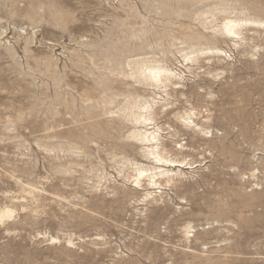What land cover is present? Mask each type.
Returning a JSON list of instances; mask_svg holds the SVG:
<instances>
[{
    "label": "rangeland",
    "instance_id": "rangeland-1",
    "mask_svg": "<svg viewBox=\"0 0 264 264\" xmlns=\"http://www.w3.org/2000/svg\"><path fill=\"white\" fill-rule=\"evenodd\" d=\"M256 21L264 0H0V264H264ZM145 65L172 86L143 81ZM148 104L180 167L134 137ZM154 170L170 180L152 187Z\"/></svg>",
    "mask_w": 264,
    "mask_h": 264
},
{
    "label": "bare ground",
    "instance_id": "bare-ground-1",
    "mask_svg": "<svg viewBox=\"0 0 264 264\" xmlns=\"http://www.w3.org/2000/svg\"><path fill=\"white\" fill-rule=\"evenodd\" d=\"M202 14V13H201ZM199 17V19H200V16H198ZM251 22V21H250ZM237 23V22H236ZM236 23H235V20L233 21V20H227L225 23H223V25L221 26V31H223L222 32V35H224L225 37H231V38H233V39H235V38H237L240 34V32L238 33V29H236L237 27L235 26L236 25ZM239 23V22H238ZM255 23V22H254ZM260 25V26H262V27H264V22H257L256 21V25ZM203 26H205V25H203ZM202 26V27H203ZM238 26V25H237ZM206 27V26H205ZM205 27H204V29H205ZM207 28V27H206ZM217 32V31H216ZM218 33H220V31H218ZM220 35V34H219ZM216 39V38H215ZM161 42V41H160ZM165 42V41H164ZM167 42L169 43V41L167 40ZM158 43V42H157ZM184 43V42H183ZM167 45V44H166ZM169 45V44H168ZM188 45V44H187ZM194 45V44H193ZM197 46V45H196ZM198 46H200V45H198ZM197 46V47H198ZM158 47V46H157ZM164 47H165V44H164ZM193 47V46H192ZM180 48V47H179ZM191 48V47H190ZM209 48V47H208ZM198 49V48H197ZM201 49V48H200ZM216 48H214L213 50H208L207 51V49L205 50V51H207V53L206 54H212V53H222V55H223V52H221V51H218V50H215ZM191 50H192V48H191ZM198 51H199V49H198ZM201 51V50H200ZM177 52V51H176ZM179 52V51H178ZM193 52V51H192ZM195 52V51H194ZM196 52H197V50H196ZM204 52V51H203ZM188 53V52H187ZM190 53V52H189ZM193 54V53H192ZM203 53H201V55H202ZM225 54V53H224ZM174 55V54H173ZM185 55V54H184ZM190 55V54H189ZM197 55V54H196ZM200 55V54H199ZM200 55V56H201ZM205 56V55H204ZM185 57L187 58V55H185ZM184 57V58H185ZM183 58V59H184ZM185 58V59H186ZM156 60V59H155ZM160 60V59H159ZM188 60V59H187ZM193 60V59H192ZM134 61V60H133ZM144 61V60H143ZM135 62H137V61H135ZM141 62V61H140ZM161 62V61H160ZM126 63V62H125ZM145 63V62H144ZM149 64V63H148ZM153 63H151V65H152ZM137 65V64H136ZM135 65V66H136ZM140 65H142V64H140ZM165 65V64H164ZM129 68H130V66H128ZM156 67H158L157 65H156ZM162 67V66H161ZM134 68V67H133ZM132 68V69H133ZM135 69H137V72H138V74H139V76L143 79V81H145V82H148V83H151V84H154L153 86H155V87H157L158 88V86L157 85H165L166 86V84L168 85V84H170L171 82L170 81H173L174 79H175V76H174V73L172 74L171 73V71H169V70H166V69H161L160 67L159 68H153V67H149V66H138V67H136ZM171 69V68H170ZM131 70H129V72H130ZM124 74V73H123ZM125 75V74H124ZM127 75H129L128 73H127ZM134 75V74H133ZM176 75V74H175ZM134 76H137V75H134ZM126 77V76H125ZM130 77H131V75H130ZM138 77V76H137ZM179 77H180V75H179ZM128 78H129V76H128ZM133 78V77H132ZM135 78V77H134ZM136 79V78H135ZM141 79V80H142ZM173 79V80H172ZM179 79V78H178ZM139 81V80H138ZM137 83V82H136ZM173 83H174V81H173ZM180 83V82H179ZM139 84V83H138ZM147 85V84H146ZM171 85V84H170ZM174 85V84H173ZM178 85V84H177ZM152 86V87H153ZM164 86V87H165ZM172 86V85H171ZM176 86V85H175ZM163 87V88H164ZM162 88V87H161ZM163 88H162V90H163ZM165 88H167V87H165ZM172 88V87H171ZM112 89V88H111ZM156 89V88H155ZM173 89V88H172ZM116 90V89H115ZM159 90H160V88H159ZM180 90V89H179ZM170 91V90H169ZM174 91H175V89H174ZM178 91V90H177ZM161 92H163V91H161ZM165 93V92H164ZM182 95V94H181ZM183 96V95H182ZM181 97V96H180ZM110 99V98H109ZM147 101V100H146ZM109 103V102H108ZM144 103V102H143ZM146 103V102H145ZM110 104V103H109ZM136 104V103H135ZM140 104V103H139ZM142 105V104H141ZM146 105V104H145ZM133 106V105H132ZM152 106V105H151ZM163 106V105H162ZM131 107V106H130ZM129 107V108H130ZM135 107V106H134ZM133 107V108H134ZM140 107H142V106H140ZM153 107V106H152ZM160 107V106H159ZM166 107V106H165ZM125 108V107H124ZM120 109V108H119ZM126 109V108H125ZM124 109V110H125ZM135 109V108H134ZM138 109V108H137ZM160 109V108H159ZM161 109H162V107H161ZM124 110H122V111H124ZM138 110H140V108L138 109ZM157 110V109H156ZM155 110V111H156ZM163 110V109H162ZM167 110V109H166ZM176 110V109H175ZM175 110L174 109H170V110H167L166 111V114L167 115H169L170 116V114L172 113L173 115H174V117H177L179 120H181V125L179 124V126L177 127L178 128V130H180V131H182L183 129H189L190 127H191V125L193 124V123H195V121L194 120H192V118H191V116H193V114L191 113V111H190V113H188V111L186 112L187 114H185V116H182L181 114H179L178 112L177 113H175ZM152 111V109L149 107V104H148V106H145V107H142L141 108V113H138V115H134V116H129L130 118H132L133 119V121L135 122L134 123V125L136 124H138L139 125V127L141 126L142 127V129H140L139 131L137 130L136 131V133H135V136L134 137H136V138H138V140H139V142L141 141V143H145V145H146V147L148 148V154L147 155H149L148 157H153V159L157 162V163H164V165H166V164H169L168 165V168L169 167H180L181 165H183L184 164V160H183V158H182V160L180 161L178 158H177V160H173V158L172 159H170V158H168L167 157V154H168V152H167V148H166V145H162L161 144V148H159L158 149V145H159V141H160V134L157 132V130H160V127H158V124L156 123V120H155V116H156V112H151ZM165 111V110H164ZM131 112V111H130ZM129 112V113H130ZM135 112V111H134ZM162 112V111H161ZM184 112V111H183ZM133 113V112H132ZM135 114V113H134ZM137 114V113H136ZM162 114H164V113H162ZM165 114V115H166ZM157 115H159V114H157ZM127 116V115H126ZM172 116V115H171ZM155 117V118H154ZM166 117V116H165ZM170 119V118H169ZM174 120V119H173ZM128 121V120H127ZM132 121V122H133ZM170 121H172V120H170ZM130 122V121H129ZM173 123V122H172ZM194 128H191V129H193V132H194V129H196V127H198V123H195L194 125ZM149 127V128H148ZM169 127H171V126H169ZM135 128V127H134ZM136 129V128H135ZM148 130H152V132H148ZM163 130V129H162ZM164 130H167V129H164ZM197 130V129H196ZM134 132V131H133ZM196 132V131H195ZM198 132H204V129H200ZM134 134V133H133ZM194 134V133H193ZM198 135V134H197ZM183 136V135H182ZM132 138V137H131ZM134 139V138H133ZM198 143V142H197ZM146 148V149H147ZM146 152V151H145ZM176 152V151H175ZM147 153V152H146ZM178 153L179 154H182V152L181 151H178ZM177 154V153H176ZM175 154V155H176ZM145 156V155H144ZM178 156V155H177ZM171 157H172V155H171ZM175 159V158H174ZM181 159V158H180ZM153 160V161H154ZM186 160V159H185ZM185 165H191V164H189V163H185ZM142 168V167H141ZM144 168V167H143ZM156 168V167H155ZM146 170H147V168H146ZM146 170H143V169H140V168H137L135 171H136V175H137V177H136V179H134L133 181H135V182H133V183H136L137 185L139 184V183H141L140 181H139V179L141 178V177H143V176H145L144 174L146 173ZM158 170V169H157ZM151 171H152V169H151ZM170 171V170H169ZM159 172V171H158ZM157 172V174L155 173V170H154V173H152V172H148L149 174L148 175H146L147 177H148V180H149V185H151L152 187L153 186H156L157 185V182L158 181H156V180H154L155 178H156V176L157 175H159V176H164V175H166L167 176V180H166V182H168L169 180H170V177L167 175L169 172L168 171H164V173H158ZM165 176V177H166ZM131 177V176H130ZM162 178V177H161ZM147 179V178H146ZM163 182V181H162ZM161 182V183H162ZM165 183V182H164ZM136 184H134V185H136ZM147 184V185H148ZM160 184V183H159ZM159 184H158V186H159ZM163 184V183H162ZM166 184V183H165ZM148 185V186H149ZM152 189V188H151ZM156 189V188H155ZM148 193V192H147ZM149 194V193H148ZM1 213V212H0ZM11 214H12V212L10 211V210H6V211H4V212H2L1 213V216H0V220L1 219H3V218H9V217H11Z\"/></svg>",
    "mask_w": 264,
    "mask_h": 264
}]
</instances>
